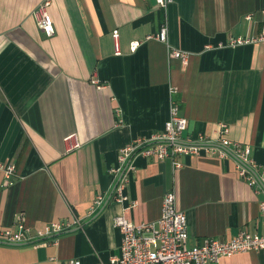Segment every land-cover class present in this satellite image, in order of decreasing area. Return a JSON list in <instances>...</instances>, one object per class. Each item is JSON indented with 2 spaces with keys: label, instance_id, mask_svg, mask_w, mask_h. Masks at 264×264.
I'll return each mask as SVG.
<instances>
[{
  "label": "crops",
  "instance_id": "1",
  "mask_svg": "<svg viewBox=\"0 0 264 264\" xmlns=\"http://www.w3.org/2000/svg\"><path fill=\"white\" fill-rule=\"evenodd\" d=\"M43 1L0 0V165L16 168L10 186L0 169V264L107 263L122 244L114 219L157 221L172 190L190 247L244 230L263 235L264 189L240 178L233 158L181 156L174 171L169 160L137 156L127 201L111 193L121 149L164 131L171 102L187 119L184 139L219 143L225 124L263 177L264 42L229 44L261 32L264 0H174L166 11L156 0H50L51 36L35 16ZM165 25L170 46L190 55L186 64L147 40ZM73 135L77 149L66 141ZM98 195L105 200L93 210ZM73 216L80 225L46 243L1 238L19 224L34 230ZM218 264H264V249Z\"/></svg>",
  "mask_w": 264,
  "mask_h": 264
},
{
  "label": "built area",
  "instance_id": "2",
  "mask_svg": "<svg viewBox=\"0 0 264 264\" xmlns=\"http://www.w3.org/2000/svg\"><path fill=\"white\" fill-rule=\"evenodd\" d=\"M158 6L167 10L174 0H156ZM50 0H44L36 9L35 16L39 29L46 35L54 34V27L49 16ZM247 19H251L248 17ZM116 51L119 54V32L113 33ZM157 39L167 45L168 55L171 59H177L186 64L190 55L186 52L173 49L168 43V27L165 25L160 33L147 40ZM264 42V25L260 33L247 38L231 40L230 47H241ZM141 43L132 42L130 49L135 52ZM101 88V86H98ZM187 119L180 114L179 107L171 102L169 120L165 124L164 131L151 139L137 138L121 149L118 157L119 166L112 173L119 178L124 173L121 181L116 183L114 190L116 200L119 203L126 202L124 190L128 182V173L133 170L132 160L137 156L157 161L169 160L174 171L179 170L182 164L181 156L209 155L219 159L233 158L238 167V175L246 180L250 186L264 189V174L258 175V166L252 157V149L248 145L234 142L228 138L230 129L220 125L221 139L219 143L195 142L190 138L184 139L183 134L187 130ZM67 142H73V148L80 147L76 136L66 138ZM4 171L5 185L13 184L16 174L14 165H0ZM105 196L98 195L93 210L101 207ZM260 211L264 215V200L260 202ZM75 225H80L79 220L73 216L70 220L46 224L42 228L30 229L19 224L17 231L5 230L1 234L3 241L9 244H21L32 239H39L42 243L58 236ZM114 226L122 234L120 255L113 256L107 263L98 264H218L222 258H231L238 254L259 251L264 249V234L257 235L247 231L240 232L233 240L223 241L216 238L204 239L200 244L190 247L188 245V221L184 212L177 207L176 192L166 193L162 199L161 216L157 221L135 224L124 214L114 219ZM69 264H81L79 260H72Z\"/></svg>",
  "mask_w": 264,
  "mask_h": 264
},
{
  "label": "water",
  "instance_id": "3",
  "mask_svg": "<svg viewBox=\"0 0 264 264\" xmlns=\"http://www.w3.org/2000/svg\"><path fill=\"white\" fill-rule=\"evenodd\" d=\"M123 175H124V173H123V174L121 175V177L119 178L118 183H119V182L121 181V179L123 178ZM118 183H117V185H118ZM117 185H115V187H114V189H113V191H112V193H111V196L113 195L114 190L116 189Z\"/></svg>",
  "mask_w": 264,
  "mask_h": 264
}]
</instances>
